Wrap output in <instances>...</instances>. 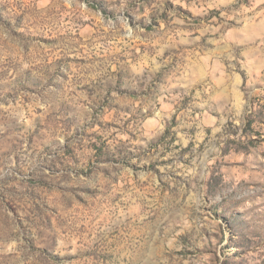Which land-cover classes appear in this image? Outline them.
Returning a JSON list of instances; mask_svg holds the SVG:
<instances>
[{
  "label": "rangeland",
  "instance_id": "obj_1",
  "mask_svg": "<svg viewBox=\"0 0 264 264\" xmlns=\"http://www.w3.org/2000/svg\"><path fill=\"white\" fill-rule=\"evenodd\" d=\"M0 264H264V0H0Z\"/></svg>",
  "mask_w": 264,
  "mask_h": 264
}]
</instances>
